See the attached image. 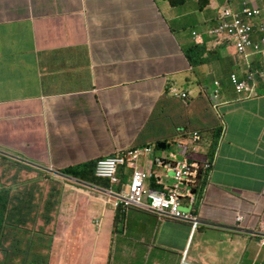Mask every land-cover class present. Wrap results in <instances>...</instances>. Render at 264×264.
<instances>
[{
  "label": "crops",
  "instance_id": "obj_1",
  "mask_svg": "<svg viewBox=\"0 0 264 264\" xmlns=\"http://www.w3.org/2000/svg\"><path fill=\"white\" fill-rule=\"evenodd\" d=\"M251 1L264 9V0ZM229 4L235 5L229 0H185L177 7L164 0H0V204L26 196L21 209L30 212L19 222L13 217L2 232L0 251L13 252L3 255L9 264H45L31 261L26 245L28 223L37 215L56 219L60 231L51 249L59 253L72 246L63 254L66 261L57 264H101L98 254L106 251L108 264H180L191 232L187 224L140 208L123 216L70 180L54 178L51 170L159 142L174 144L170 152L177 151L190 143L192 131L211 133L220 125L211 99L214 81L221 86L225 127L213 170L195 195L193 207L204 226L188 260L264 264L255 236L264 225V85L259 98L240 99L229 76L247 68V57L219 41L200 43L207 58L203 65H193L185 54L194 46L192 30L214 24L217 10ZM176 18L185 22L180 29L170 24ZM261 55L253 58L254 68H264ZM172 86L189 99L171 97ZM175 109L185 114L176 124L169 117ZM207 145L202 138L203 154L189 158L204 162ZM168 150H154L137 162L160 178L154 188L162 192L175 183L173 172L156 165L155 158L166 159ZM117 216L123 221L115 228ZM9 239L13 242L6 243Z\"/></svg>",
  "mask_w": 264,
  "mask_h": 264
},
{
  "label": "clouds",
  "instance_id": "obj_2",
  "mask_svg": "<svg viewBox=\"0 0 264 264\" xmlns=\"http://www.w3.org/2000/svg\"><path fill=\"white\" fill-rule=\"evenodd\" d=\"M166 2H169L167 0H164ZM231 2H234L235 5H231L229 4L228 6L225 7H221L217 10V16L214 19L215 23L214 24H206V30H207V39L209 41H219L221 45H226L230 48H232L234 50L235 55L239 54L240 51L237 49L236 47V41L229 37L226 33V31H222L223 28V23L224 20L226 19L227 21H231L232 20V16H229L227 18H225L224 13L228 10H230L232 12V14H242L244 9H249L251 11H258V14L254 15L251 18L246 19L247 22L252 26L253 31L251 33V40L252 43H254V46H249L247 47L245 50L247 52L245 57H249V61H248V65L247 68L245 70H243L242 72H232L229 76V83L230 85L233 87L235 93L237 94V96L240 99H244V100H250V99H257L261 96L262 94V90L261 87L264 85V68H254V60L253 57L254 55H263L264 54V9L258 7L257 5L251 6L250 1L247 0H229ZM170 4V3H169ZM183 4V3H182ZM181 4V5H182ZM171 5V4H170ZM178 5V6H181ZM172 6V5H171ZM177 7V6H174ZM260 35V37H258ZM191 39L194 42V46L198 45L200 46V43H203L205 41V38L203 37V30L201 29H194L191 32ZM197 48V47H195ZM192 46L187 49L189 50V52L193 49ZM200 51L203 52V50L199 49ZM189 52L186 53L185 50V54L188 56ZM205 54V52H204ZM214 84L216 86V88L214 89L212 95H211V99H212V105L214 110L218 113L219 116V120H220V125L217 126L216 128L213 129V131L211 133H204L203 135H201L199 133V131H192L190 134L191 138H190V143L188 144H184V146L180 149H178L177 151L172 150L170 152V147L169 146H173L174 144H170V143H165V142H159L156 145L153 146H144V147H129L126 148L125 150L121 151V152H116L113 155L110 156H104V157H100L96 160L93 161V163H95V166L93 167V174L94 177L97 178L100 182L96 183L90 180H86V179H82L80 177L75 176V173H78L79 171L83 170L84 167L89 163H86L82 166H77V167H71V168H66L62 171L59 170H51L52 172V176H54V178H57L59 180H61L62 182H66V183H70L73 182L75 183L81 190L85 191L87 190L88 193L90 194H94L96 200L98 199H102L105 203V205L107 207H111L113 208L116 213L119 211H122L123 216L127 213L128 210L133 209V208H140L143 210H146L150 213L153 214H157L156 210H155V205H153L152 203V198H146L145 199V205L144 206H128V207H124L123 204H119L117 206H114L110 203L106 202L105 199V194L104 192L106 190H112L114 192L117 193V195L119 194H127L130 193L131 191V186H132V180H133V175L135 171H143L146 172L149 177L145 180L144 184L145 186L148 188V191H150L152 193V195L154 196H162L164 195V198L167 200H170V196H169V192L171 191V189L173 188V186L177 183L176 179H175V174H174V168L176 166V164L178 162L181 163H186L189 167L190 170L192 171V174L189 178H186L184 180H182L181 182H179V191H180V196H178V202L180 204L179 209L182 212H186L189 213L191 211V213H193L192 215L194 217H196V221H182V220H174L175 222H181V223H185L190 227V236L188 238V243L186 248L183 250L184 252L182 253L181 256V263L180 264H192L189 260H188V253H189V249L191 246V243L195 237V235L199 232V229H201V227L204 226L203 222L201 221L200 216L197 213V210L193 207L195 204V195L198 192V187L200 186V182L202 180V178L207 174V173H211L213 170V166L215 164V159H216V155H217V150H218V146L219 143L221 141L222 138V134H223V127H225L224 124V120H223V114L221 112V107L220 104H222L221 100V86H220V82L219 81H214ZM178 86H172L169 88V94L171 97H174L175 99H182L187 101L189 99V95L187 92L185 91H180L179 89H177ZM177 93V95H176ZM221 102V103H219ZM221 128V129H219ZM203 138L204 141H206L208 143L207 147H206V151L204 153V162H197L192 158H189L190 155H194L196 153L198 154H203L200 150H201V146H200V142L201 139ZM164 143L166 145L165 149H162L159 147V144ZM153 147H155L154 150H156V148L158 150H163L167 152V148H169L168 152H169V156L166 159H161V158H155V164L156 165H160V166H164L165 168L168 169V171H172L173 172V177H174V184L172 185V187H168L169 191H158L156 190L154 187L155 184L157 183V181L160 178L156 177V174L152 172V170L149 169H141L137 166V162H140L141 158H149L150 156H152L154 154V150ZM147 148H151V152L150 153H146V149ZM130 150H137L140 153L138 154V156L132 157L128 154V152ZM180 150V153H186L187 156L182 158V161H177L175 162L173 159L179 155L178 151ZM107 159H113V160H117L120 159L122 162L118 163L117 165H115L114 168H116V179L117 181L113 182L111 180V178L109 177H103L101 175H99L98 173V166L99 163L103 160H107ZM153 179V180H152ZM70 180V181H69ZM101 180H106L108 181L109 185L105 186ZM151 181V185L149 186V182ZM187 181L189 182V185H184L183 182ZM188 189L186 192L185 190ZM182 191H184L185 193H183ZM184 199L186 200L187 204L189 207L184 206ZM158 215V214H157ZM123 216L120 218L119 216L116 217V219H118L119 221L117 222L119 224V222L123 221ZM159 216V215H158ZM160 217V216H159ZM160 218H168V217H160ZM116 219L114 220V226L115 228L117 227L115 225ZM243 220V216L242 215H238L237 216V223H241ZM94 224L95 226H99L100 225V219H96L94 220ZM117 224V225H118ZM255 236L258 238V244L260 246V248L264 249V246L261 245V239L264 237V225H260L259 228L256 230L255 232ZM0 264H9L7 259L3 256V254H0Z\"/></svg>",
  "mask_w": 264,
  "mask_h": 264
},
{
  "label": "built area",
  "instance_id": "obj_3",
  "mask_svg": "<svg viewBox=\"0 0 264 264\" xmlns=\"http://www.w3.org/2000/svg\"><path fill=\"white\" fill-rule=\"evenodd\" d=\"M256 14H258V11H251L249 9H244L242 14H232L230 10L224 13L225 18L232 16V20L230 22L226 19L224 20L222 31H226L227 35L236 41V47L240 52H243L249 46L255 45L251 40V33L253 31V28L246 19L251 18ZM145 151L146 153H150L151 148H147ZM139 153L140 152L137 150H130L128 152L130 156L135 158ZM121 162L122 161L120 159H107L101 161L98 166L99 175L103 177H109L113 182L117 181L115 176L116 168L114 167ZM174 174L177 183L169 192L170 200L165 199L164 195H152V193L148 191V188L144 184L149 175L146 172L137 170L133 175V184L131 186L130 193L117 195V193L112 190H106L104 192L106 202L114 206H117L119 204H123L124 207L132 205L144 206L145 199L147 197H150L152 198L153 205L156 206V213L160 217H168L175 220L195 222L196 217L192 215L193 213H191V211L189 213L180 211V204L178 202V196H180L178 184L182 180L189 178L192 174V171L186 163L178 162L174 168ZM261 245L264 246V237L261 239Z\"/></svg>",
  "mask_w": 264,
  "mask_h": 264
},
{
  "label": "rangeland",
  "instance_id": "obj_4",
  "mask_svg": "<svg viewBox=\"0 0 264 264\" xmlns=\"http://www.w3.org/2000/svg\"><path fill=\"white\" fill-rule=\"evenodd\" d=\"M250 5L254 6L256 4L254 2H250ZM166 17H167V21H168L169 16L166 15ZM170 24L173 28L180 29L185 24V22L176 18V19H171ZM190 29H193V28H190ZM206 29H202L203 30V37L204 36L207 37V30ZM206 37H204V38H206ZM258 37H260V35ZM187 52H189V50H186V53ZM246 54H247V52H246V50H244L243 52H240L237 55L245 57ZM256 56H259V55H254L253 58L258 60L259 58ZM260 57H262L264 60L263 55H261ZM247 60L249 61V57H247ZM177 89H179L180 91H184L180 87H177ZM179 115L184 116L185 114L180 112L177 109L172 110L169 113V117H170L171 121L175 124L179 122ZM156 150H157V153H160L161 151L164 152L163 150H158L157 148H156ZM192 156L194 157V155H192ZM173 160L175 162L182 161V158L177 155ZM200 160H204V159L201 158ZM48 178H50V176H48ZM28 189L29 188H27L26 191ZM32 189L37 190L36 188H32ZM51 190H54V189L49 187V191H51ZM25 199H26V196H24L23 198H17L13 202L8 201L5 204L2 203L3 205H6V208L3 211H1L2 204H0V224L3 227V231H5L7 229V227L9 226V222L12 221L13 217H16V221L19 222L22 219L23 214L30 213V212H24L21 209V207L24 205ZM2 201H4V202L6 201L4 196H3ZM28 201L32 202L31 200H28ZM38 216H40V215H37V217ZM37 217L32 219L28 223V224H30V229H29L28 235L26 237V241H27L26 245H29L28 247H29V254L31 255V261L43 260L45 262V264H57V261H61V260L66 261V259H64V255H66L65 254L66 251L68 249L72 248V246H67L65 250L60 249L59 253L55 252L54 249H51V241L53 238H55V235H58V233L60 231V229L57 230L58 228H56L57 227L56 219L55 218L44 219L43 217L41 219H38ZM92 219L93 218H91L90 221H92ZM97 219H99V218H97ZM41 224H43V227L45 228L43 242H42V239L40 238V232H41V228H42ZM75 229H76V227H75ZM52 232H54V234ZM12 242H13V239H9L6 243H12ZM263 254H264V249H263ZM79 257H81V253L78 255V258ZM98 258H101V264H108V262L110 261L108 251H106L103 256H101V254L99 253ZM161 260L166 261V259H164V258H161ZM0 261H2V260H0Z\"/></svg>",
  "mask_w": 264,
  "mask_h": 264
},
{
  "label": "trees",
  "instance_id": "obj_5",
  "mask_svg": "<svg viewBox=\"0 0 264 264\" xmlns=\"http://www.w3.org/2000/svg\"><path fill=\"white\" fill-rule=\"evenodd\" d=\"M169 1V3L172 5V6H178V5H181L182 3H184L185 0H167ZM193 50H191L188 54V58L189 60L191 61V63L193 65H203L205 63H207L206 59L204 57V51H200L199 49H201L198 45L196 46H192ZM95 166V163L91 162L90 164H87L83 170L79 171L78 173H75V176L77 177H80L82 179H86V180H90V181H93V182H100L97 178L94 177V174H93V167ZM101 182L105 185V186H108L109 183L108 181L106 180H101ZM99 184V183H98ZM6 205H3L2 204V208H5ZM119 220L116 219V222H115V225L117 226V222ZM2 232H3V227L1 226L0 224V240L2 238ZM1 246V245H0ZM0 254H3L5 257H7L8 255H12L13 252L11 251H0Z\"/></svg>",
  "mask_w": 264,
  "mask_h": 264
},
{
  "label": "water",
  "instance_id": "obj_6",
  "mask_svg": "<svg viewBox=\"0 0 264 264\" xmlns=\"http://www.w3.org/2000/svg\"><path fill=\"white\" fill-rule=\"evenodd\" d=\"M159 147L162 148V149H165L166 145L164 143H161V144H159ZM183 184L187 186V185H189V182L184 181Z\"/></svg>",
  "mask_w": 264,
  "mask_h": 264
}]
</instances>
